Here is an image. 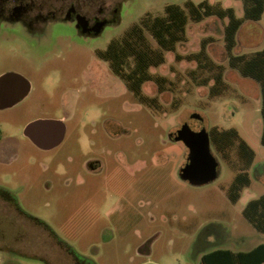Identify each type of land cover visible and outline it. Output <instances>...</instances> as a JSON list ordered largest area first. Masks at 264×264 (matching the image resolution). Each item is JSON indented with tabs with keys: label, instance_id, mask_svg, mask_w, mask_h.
Masks as SVG:
<instances>
[{
	"label": "rangeland",
	"instance_id": "rangeland-1",
	"mask_svg": "<svg viewBox=\"0 0 264 264\" xmlns=\"http://www.w3.org/2000/svg\"><path fill=\"white\" fill-rule=\"evenodd\" d=\"M191 1H208L212 11L233 7L244 16L241 0H123L120 23L89 39L72 34L65 38L60 31L33 37L0 22V76L20 73L30 82L28 92L32 89L16 107L0 110V264H73L67 244H56L51 230L88 264H138L145 259L154 264H202L205 255L217 250L249 251L264 243V230L244 214L249 201L264 194L261 89L229 64V18L203 12L196 21ZM180 9L186 11L187 22ZM173 15L180 18L173 35L170 28L164 34L151 31ZM135 22L145 26L155 48H163L158 36L167 39L165 62L150 68L166 81L160 88L155 80H147L140 93L96 53L97 48L108 50ZM263 47L264 15L244 21L233 52ZM56 52L62 55L56 57ZM196 57H201V65ZM213 63L224 67L225 90L219 95L214 93L219 68ZM100 66L107 69L104 79L97 71ZM60 67L62 73L53 70ZM60 76L63 81L58 83ZM42 86L49 92L50 109L36 113L35 104L43 103ZM142 97H157L159 106ZM57 106L66 107L68 114ZM194 113L199 117L193 118ZM37 118L63 119L65 136L68 130L64 143L43 149L26 137V124ZM185 122L195 129L205 126L209 133L215 126L236 127L256 151L254 161L246 166L235 147L230 150L234 168L211 139L219 177L203 186L191 184L180 175L189 149L171 139ZM88 157L102 163L92 193L46 187L49 173L69 164L86 172ZM245 171L241 197L234 201L230 188ZM145 243L148 251L143 252Z\"/></svg>",
	"mask_w": 264,
	"mask_h": 264
},
{
	"label": "trees",
	"instance_id": "trees-1",
	"mask_svg": "<svg viewBox=\"0 0 264 264\" xmlns=\"http://www.w3.org/2000/svg\"><path fill=\"white\" fill-rule=\"evenodd\" d=\"M241 1L245 6L243 17H239L233 7L219 9L216 7L215 11H212L214 6L208 1L199 2L197 4L191 1L192 11L190 12L193 15L192 18L196 21H200L201 18L204 17L203 12H206L207 15L216 14L221 18H229L225 28L229 64L231 67L237 69L243 76L253 78L260 83L263 99L262 114L264 124V47L253 52H233L237 44L238 32L243 22L246 20H259L264 15V0ZM205 5H207V9H204ZM179 13H184L185 15L186 11L180 9ZM185 16V22H187L188 15L186 14ZM178 19L180 18L173 15L171 16L170 22L168 21V23L164 25H159V23H157L151 28V31L163 33L164 30L170 28L171 35H173L174 27L177 25ZM158 38L161 41V46L165 48L167 46V39H162L161 36H158ZM163 48H155L148 37L145 26L135 22L125 30L120 38L114 39L110 43L108 50L105 52L102 51L100 54L103 58L109 60L112 70L127 81L130 89L136 93H140L143 83L147 80H155L160 88L166 81L165 77L154 75L150 72L151 67L159 66L165 62ZM203 53V50L199 52V54ZM196 58L200 61L201 65V57ZM213 67L214 69L217 67L219 68L215 73V80L219 85L218 87H214L215 95H219L225 90V81L223 78L224 67L223 65H216L215 63H213ZM142 99L143 102L149 105L159 106L157 97H142ZM210 135L216 150L222 153L228 163L234 168L236 167V162L230 159V150H233L235 147H237L241 161H243L246 166L254 161L256 151L247 140L241 136L236 127L220 129L215 126L212 128ZM1 136L2 127L0 126V137ZM262 143L264 145V125ZM245 173L247 174L246 171L237 174L230 188V196L234 201H238L241 197L240 186H243L245 183L241 185L240 183L245 177ZM248 181L249 179L246 183H248ZM244 214L258 229L264 230V194L259 198L249 201L244 210ZM202 264H264V243H261L259 246L249 251H233L230 249L217 250L205 255Z\"/></svg>",
	"mask_w": 264,
	"mask_h": 264
},
{
	"label": "flooded vegetation",
	"instance_id": "flooded-vegetation-1",
	"mask_svg": "<svg viewBox=\"0 0 264 264\" xmlns=\"http://www.w3.org/2000/svg\"><path fill=\"white\" fill-rule=\"evenodd\" d=\"M122 5L123 0H0V22L12 30H21L33 37L50 36L60 31L59 34L63 35L65 38H68L69 34H72L82 39H89L101 35L106 28L120 23ZM102 51L105 52V49L97 48L96 53L99 57ZM54 55L60 57L62 54L56 52ZM102 59L109 63L110 68L109 60L103 57ZM89 69H92V67H89ZM53 70L58 73H62L63 71L62 67ZM88 71L89 70L86 72ZM97 71L101 75L103 74L104 79L105 74H107V69H105L104 66H100L97 68ZM70 78H73L75 82H77L76 76H71ZM61 81H63V78L60 76L58 83ZM86 81L88 82L89 80ZM44 83L46 82L44 81L43 84ZM10 91L13 93V89ZM10 91H0V110L16 107L19 102L30 95L32 89L17 103L4 106L8 104V100L11 96ZM48 94L49 92L46 87L42 86L39 97L43 103L39 105L35 104L36 107L34 108L37 111L33 112L43 113L49 111L50 105L47 101ZM28 109L31 110L30 107H28ZM55 109L62 110L64 114H68L66 107L57 106ZM78 132L79 131H77V133ZM67 134L68 130L66 136ZM65 138L59 145L64 143L66 140ZM1 139L2 137H0V141ZM171 139L174 138L171 137ZM77 144H79L78 139ZM79 147L81 146L79 145ZM101 166L102 163L100 159L88 157L84 168L86 172H79L78 168H75V165L70 167L69 164L64 170L60 169L54 173H49L51 176H47L45 185L49 190L51 189L53 191L63 190L69 193L90 194L93 192L92 188L94 187V181L99 180V178L95 176L98 175L97 173L99 171L97 170L101 168ZM100 213L101 211H99V214ZM39 222L47 229H50L44 221L40 220ZM51 231L53 233L52 239L56 241H54L56 244H67L68 252L73 256V264H88L87 262H83L84 260L76 257L77 252L68 242L62 239L53 230ZM148 245V243L143 245L141 248L143 252L148 251ZM146 263H150V261L145 259L138 264Z\"/></svg>",
	"mask_w": 264,
	"mask_h": 264
},
{
	"label": "water",
	"instance_id": "water-1",
	"mask_svg": "<svg viewBox=\"0 0 264 264\" xmlns=\"http://www.w3.org/2000/svg\"><path fill=\"white\" fill-rule=\"evenodd\" d=\"M29 88V80L20 73L9 72L0 76V91L8 92L13 89V93L10 91L8 104L4 106L20 101ZM192 117H199V114L194 113ZM65 131L63 119L37 118L26 124L24 135L40 148L51 149L63 141ZM171 137L182 141L189 149L188 161L180 169L182 178L191 184L203 186L219 177L220 162L212 151L210 133L205 126L195 129L189 122H185Z\"/></svg>",
	"mask_w": 264,
	"mask_h": 264
},
{
	"label": "crops",
	"instance_id": "crops-1",
	"mask_svg": "<svg viewBox=\"0 0 264 264\" xmlns=\"http://www.w3.org/2000/svg\"><path fill=\"white\" fill-rule=\"evenodd\" d=\"M245 77V76H244ZM246 78H249V79H252V80H254V81H256L255 79H253V78H250V77H246ZM258 84H259V86H260V89H261V85H260V83L258 82V81H256ZM261 96H262V93H261ZM262 132H263V130H262Z\"/></svg>",
	"mask_w": 264,
	"mask_h": 264
}]
</instances>
